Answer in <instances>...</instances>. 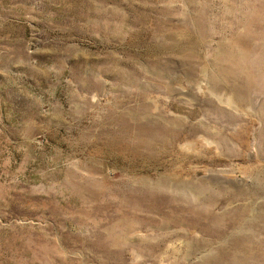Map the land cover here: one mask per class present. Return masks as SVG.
Instances as JSON below:
<instances>
[{
    "label": "rangeland",
    "instance_id": "374dc122",
    "mask_svg": "<svg viewBox=\"0 0 264 264\" xmlns=\"http://www.w3.org/2000/svg\"><path fill=\"white\" fill-rule=\"evenodd\" d=\"M263 47L264 0H0V264H264V93L240 102L217 65ZM142 180L248 194L140 210L152 252L99 248Z\"/></svg>",
    "mask_w": 264,
    "mask_h": 264
},
{
    "label": "bare ground",
    "instance_id": "6f19581e",
    "mask_svg": "<svg viewBox=\"0 0 264 264\" xmlns=\"http://www.w3.org/2000/svg\"><path fill=\"white\" fill-rule=\"evenodd\" d=\"M259 16V15H258ZM257 21V19H256ZM254 22V21H253ZM255 23V22H254ZM261 24V23H260ZM250 28V27H249ZM250 30V29H249ZM262 39V38H261ZM264 48V47H263ZM217 65L220 67L219 68V74L222 76L225 80H227L228 83H230V86L232 87V90L236 93H243L244 97L239 95V97L242 99L240 102H248V93L252 88H258L264 93V53L260 56V58L254 60L252 63V60H250V55L248 54H243V53H237L234 50H223L219 56V59L217 60ZM222 99V98H221ZM220 99V100H221ZM229 100V99H228ZM230 101V100H229ZM228 102V101H227ZM236 104V103H235ZM237 105V104H236ZM264 109V107H263ZM164 111V110H162ZM160 112V111H159ZM130 113V112H129ZM164 113V112H163ZM212 114V113H211ZM133 116V115H132ZM149 116V115H148ZM166 116V115H165ZM134 117V116H133ZM138 117V116H137ZM168 117V116H167ZM168 120V119H167ZM170 120V119H169ZM174 120V117H173ZM172 120V122H173ZM146 122V121H145ZM155 122V121H154ZM157 122V121H156ZM165 122V120H164ZM163 122V123H164ZM170 122V121H169ZM171 122V123H172ZM142 123V122H141ZM140 123V125H141ZM144 123V122H143ZM147 123V122H146ZM170 123V124H171ZM176 123V122H174ZM155 124V123H154ZM151 126V124H149ZM148 125V126H149ZM161 125V123H160ZM172 125V124H171ZM189 125V124H188ZM187 125V126H188ZM234 125V123H233ZM153 126V125H152ZM190 126V125H189ZM222 126V125H221ZM139 127V126H138ZM162 127V126H161ZM173 127V126H172ZM157 128V127H156ZM155 128V129H156ZM159 128V127H158ZM135 129V128H134ZM150 128L146 126L141 125L138 128V132L134 136V142H135V149L140 147L143 148L145 151L146 150H151L153 147L152 143L157 142L159 139L157 134H152L150 133L149 130ZM166 129V127L164 128ZM175 129V127L173 128ZM191 129V128H190ZM189 129V130H190ZM149 130V131H148ZM153 130V129H152ZM151 130V131H152ZM130 131V130H129ZM128 131V132H129ZM175 131V130H174ZM125 132V131H124ZM123 132V133H124ZM167 132V131H166ZM154 133V132H153ZM156 133V132H155ZM169 133V132H167ZM171 133V132H170ZM174 133V132H173ZM163 134V133H162ZM166 134V133H165ZM189 134V133H188ZM133 136V135H132ZM184 136V135H183ZM193 136V135H192ZM167 137V136H166ZM165 137V138H166ZM185 137V136H184ZM191 137V136H190ZM123 138V137H122ZM161 138V137H160ZM192 138V137H191ZM215 140L217 141V146L219 147V140L221 145L227 149V153L229 151H235V147L233 145L229 144L230 139L228 137H224L222 139L220 133H218L215 137ZM130 143L133 141L130 140ZM133 139V138H132ZM178 139V138H177ZM194 139V138H192ZM115 140V139H114ZM113 140V141H114ZM127 140V139H126ZM125 140V141H126ZM166 140V139H165ZM187 140V139H186ZM118 141V140H117ZM124 141V143H125ZM115 143V142H114ZM120 143V141L118 142ZM120 144H123L120 143ZM119 144V145H120ZM128 144V143H127ZM133 144V143H132ZM158 144V143H156ZM189 144V143H188ZM113 145V143H112ZM164 145V143L162 144ZM169 145V144H168ZM181 145V144H180ZM121 146V145H120ZM157 146V145H156ZM183 146V145H182ZM181 146V147H182ZM132 147V146H131ZM159 147V146H158ZM222 147V148H223ZM120 148V147H118ZM117 148V149H118ZM168 148V147H167ZM224 148V149H225ZM132 149V148H131ZM155 149V148H154ZM175 150V149H174ZM129 151V150H128ZM132 151V150H131ZM138 151V150H136ZM144 151V152H145ZM150 152V151H148ZM225 152V153H226ZM133 153V152H132ZM138 154V153H137ZM142 154V153H141ZM154 154V153H153ZM136 155V154H135ZM147 155V154H146ZM231 155V154H230ZM233 155V154H232ZM155 157V156H153ZM258 179V178H257ZM256 179V180H257ZM148 180V179H147ZM190 184V183H189ZM203 187V186H202ZM77 188V187H76ZM130 192L126 193L123 195L122 200L120 201L119 204H117V207H121L120 209L125 208V210H122V214L120 213L118 216L119 218H122L121 223L115 224V225H110L108 228H106L105 232L99 231L97 233V237H99V242H97V246L101 249H107L113 248V247H121L122 249H130L135 253L136 251H150L152 249L153 243L150 238H133L130 235V233L134 232L137 229H146V225L144 223V220L139 219L141 221L136 222L135 220L132 219H137L138 217V212L141 211H149L150 213L155 211L160 212V209L166 205L171 206L172 212L175 215H181L182 212H188L191 214H197V213H207L209 211V215L211 214V211L214 209L216 204L221 201V196L219 194H224L226 196L225 198L229 196L230 199H234L239 196L244 197L245 195L248 194V192H243L241 191L240 193H232L228 194L227 191H223V193H218L215 191L213 188L208 187L206 189H200V190H190L187 188H179V187H170L168 185L164 186H153L149 182L142 180V181H135L133 184L130 185L129 188ZM76 191V189H75ZM250 194H252V190H249ZM255 192V191H253ZM107 193V192H106ZM115 194V193H114ZM119 194V193H118ZM121 194V193H120ZM79 195V194H78ZM82 195V194H81ZM80 195V196H81ZM111 195V193H110ZM256 195V192L253 193V196ZM90 196V195H89ZM88 196V197H89ZM95 196V195H94ZM84 197V196H83ZM86 197V196H85ZM91 197V196H90ZM102 197V196H101ZM84 200V199H83ZM225 200V199H224ZM116 202V201H115ZM155 203L154 205L150 203ZM113 204V203H112ZM160 204H163L160 208ZM156 205V206H155ZM219 207V206H218ZM168 208V207H167ZM170 208V207H169ZM118 210L121 212V210ZM164 209V208H162ZM166 209V208H165ZM170 210V209H169ZM112 211V209H111ZM162 211V210H161ZM104 212V211H103ZM165 212V210H164ZM162 212V213H164ZM142 213V212H141ZM161 213V216L163 215ZM167 215V211L165 212ZM164 213V214H165ZM169 213V212H168ZM152 214V213H151ZM157 214V213H156ZM190 214V215H191ZM159 214H157L158 216ZM163 215V216H166ZM230 215V216H229ZM233 215V213L229 212L227 213V217L230 218ZM143 216V215H142ZM160 216V217H161ZM116 217V216H115ZM147 217V216H146ZM159 217V216H158ZM167 217V216H166ZM171 217V216H170ZM176 217V216H175ZM179 217V216H178ZM145 218V217H144ZM143 218V219H144ZM165 218V217H164ZM146 219V218H145ZM163 219V218H162ZM191 219V218H190ZM155 220V219H153ZM157 220V219H156ZM171 220V219H170ZM119 221V219H118ZM159 221V220H158ZM157 221V223H158ZM162 221V220H161ZM199 221V220H198ZM221 218L216 217L215 220L213 221L214 224L218 225L221 222ZM117 222V220H116ZM151 222V221H149ZM148 222V223H149ZM170 222V221H168ZM173 222V221H172ZM194 222V221H193ZM166 223V222H165ZM188 223V222H187ZM207 223V222H206ZM153 224V223H152ZM150 224V225H152ZM160 224V223H159ZM167 224V223H166ZM168 225V224H167ZM166 225V226H167ZM171 225V224H170ZM159 225L157 224V227ZM96 227V226H95ZM99 227V226H98ZM97 227V228H98ZM156 228V226H154ZM170 227V226H169ZM100 228V227H99ZM154 229V228H153ZM167 229V228H165ZM164 229V230H165ZM199 229V228H198ZM100 230V229H99ZM248 229L245 227H239V232H245ZM98 231V230H97ZM177 231V230H176ZM148 232V231H147ZM155 233V232H154ZM157 233V232H156ZM164 233V232H162ZM172 233V232H171ZM156 235V234H155ZM134 236V235H133ZM154 236V235H153ZM166 237V235L164 236ZM160 238V237H159ZM166 240V239H165ZM160 241V240H159ZM107 242V247L105 246V243ZM155 244V243H154ZM161 245V244H160ZM257 245V244H256ZM157 247V246H156ZM118 249V248H117ZM125 249V250H126ZM160 249V248H158ZM124 250V251H125ZM156 250V249H154ZM108 251V250H106ZM127 251V250H126ZM140 251V253H141ZM116 252V251H115ZM152 252V250H151ZM109 253V252H108ZM139 253V254H140ZM156 253V252H155ZM109 255H112L109 254ZM118 255V254H117ZM120 255V252H119ZM118 255V256H119ZM146 255V253H145ZM143 254V256H145ZM151 255V254H150ZM114 256V255H113ZM112 256V257H113ZM109 257V256H108ZM107 257V258H108ZM122 257V256H121ZM120 257V258H121ZM150 257V256H149ZM153 257V256H152ZM154 258V257H153ZM152 258V259H153ZM110 259V258H109ZM114 259V258H112ZM119 259V258H118ZM125 259V258H124ZM124 259H121L124 261ZM150 259V258H149ZM115 260V259H114ZM120 260V261H121ZM115 262V261H114ZM116 263V262H115ZM123 263V262H122ZM121 263V264H122ZM124 264V263H123Z\"/></svg>",
    "mask_w": 264,
    "mask_h": 264
}]
</instances>
